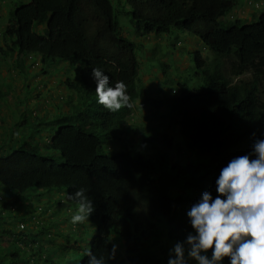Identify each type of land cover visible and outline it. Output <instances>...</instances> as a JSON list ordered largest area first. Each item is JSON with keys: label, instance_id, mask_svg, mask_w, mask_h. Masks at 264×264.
Returning a JSON list of instances; mask_svg holds the SVG:
<instances>
[{"label": "trees", "instance_id": "16d2710c", "mask_svg": "<svg viewBox=\"0 0 264 264\" xmlns=\"http://www.w3.org/2000/svg\"><path fill=\"white\" fill-rule=\"evenodd\" d=\"M235 1L124 0L135 28L156 35L172 30L190 33L213 54L191 55L195 79L178 84L181 93L168 112L157 111L161 97L135 82L141 64L137 45L124 36L113 0H29L15 5L3 35L7 40L0 46V64L11 53L13 67L4 71L27 85L29 72L21 68L23 61L36 57L29 69L38 60L35 76L40 73L43 78L59 70L56 63L63 64L72 72L65 81L75 100L70 102L73 111L58 115L54 127L45 124L47 113L40 119L31 116L30 138L44 129L54 133L44 147L25 142L17 133L14 144L0 148V187L7 189L5 195L0 193V218L4 220L3 209L28 215L25 206H10H18V199H27L33 190L65 189L66 201L78 206L69 194L83 187L94 204L90 222L95 233L84 245L68 235L58 244V260L27 259L31 250L26 246L34 234L27 240L25 230L16 234L5 226L0 264H85L86 250L107 260L113 244L123 248L117 247L115 259L107 264H167L169 249L192 230L186 215L190 206L204 191L215 198L220 169L233 157L250 152L256 138H264V13L254 22H222ZM148 56L160 61L167 55ZM94 67L109 75L111 86L124 81L128 106L110 112L96 103ZM244 74L249 76L231 80ZM160 82L162 91L167 89L163 86L171 88L172 78L165 74ZM13 92L6 91L7 99L14 95L21 100ZM138 100L163 120L168 113L163 131L155 127L150 133L128 121ZM26 123L20 120L14 128L20 131ZM166 128L179 133L177 139L173 133V143L166 142ZM123 136L126 144L110 145ZM43 150L59 155L47 156ZM183 150L189 152L186 161ZM4 238H11L9 245H3Z\"/></svg>", "mask_w": 264, "mask_h": 264}, {"label": "rangeland", "instance_id": "374dc122", "mask_svg": "<svg viewBox=\"0 0 264 264\" xmlns=\"http://www.w3.org/2000/svg\"><path fill=\"white\" fill-rule=\"evenodd\" d=\"M29 0H0V46L3 48L4 41L7 40L4 35V31L6 26L10 23V15L12 10L14 9L15 5L23 4L28 2ZM114 1V14L119 19L121 23L122 32L124 36L128 37L132 40L136 45V55L140 59V67L138 71V76L135 82L140 85L144 86L148 93L151 95L158 94V97H161L162 100L161 105L156 109L157 111L161 112H168L173 109V104L175 103L180 91H177L179 83L182 81L193 82V72L196 70L194 62L192 61V56L195 52H198L200 55H213L211 54L207 48L203 45V43L194 35L186 32H182L180 30H172L169 34H161L156 35L153 33H144L141 29L135 28L128 20V16L126 12L128 11V6H126L124 0H113ZM250 2V4H248ZM258 5L256 8L255 5ZM264 12V0H236L235 7L233 10L222 17L220 20L222 22H230V18H243L246 21L254 22L258 19V16ZM251 20V21H250ZM38 31H41L42 25H38ZM148 55H167L162 57L160 61L151 60ZM12 54L7 53V57L4 60V65L0 64V148L2 146L10 147L12 144L15 143V138L17 133H23L28 137L29 131V123H31L32 115H42L45 113L44 107L47 101H50L51 104L47 107V114H46V121L45 124L48 127H54V123L56 117L58 115H63L65 113H70L73 111L72 104L70 102H74L75 100V93L72 90L68 89L66 84V78L72 75V72H66L65 66L60 63H54L55 67L57 66L59 70L55 73L51 74L48 77H41L40 73H37L35 76V71L38 72V60L35 62V68L29 69V64L32 63L33 59H37L36 57H32L31 59L23 61L21 68L25 70L29 76L27 80V85H20L18 79H16L13 74H9L4 70L10 69L13 67L12 63ZM167 64L168 67L164 65ZM3 65V66H2ZM8 65V67H5ZM34 66V65H33ZM32 67V65H31ZM72 70V68H71ZM70 70V71H71ZM264 71V68H263ZM163 74H167L172 78L171 88L162 90L159 89L158 82L163 80L161 76ZM249 75L244 74L239 77H232V81H236L237 79H246ZM263 82H264V73L262 74ZM25 80V81H26ZM134 80V79H133ZM140 80V81H139ZM14 82V83H13ZM161 83V82H160ZM161 86V85H160ZM164 88H168L167 86H163ZM5 90V91H4ZM9 91L11 95L16 91L18 93V98L15 99L14 95L9 98L6 97V91ZM160 90V91H159ZM4 91V92H3ZM179 92V93H178ZM165 95H164V94ZM27 106H25L26 102ZM18 100V102H17ZM163 101L166 104H163ZM140 101H136L133 103V111L132 115L129 116L128 121L131 124H139L142 128L147 129L150 133L155 130V127H158L160 131H163L164 125L167 126V117L168 113H166V118L163 120L158 117L156 114L152 113L153 108H150L146 105H142L139 103ZM138 105L139 108L136 106ZM9 106V108H8ZM28 108L27 110L24 109ZM59 107L64 108V110H58ZM8 108V110H6ZM9 111V112H7ZM148 116V119L146 118ZM20 120H27V123L24 125H20L22 130L19 131V127L16 129L14 128L15 124L18 123ZM15 130L14 134L11 135L10 128ZM18 129V130H17ZM171 131V128H166L164 130V136L166 137V142L173 143V141L179 138V133ZM175 132V133H174ZM176 137L174 140L172 139V135ZM35 139L28 138L24 141L27 143H34L35 145H44L43 142L45 133H41L40 135L35 133ZM46 135H48L46 133ZM21 136V135H20ZM125 137H121L118 139V142L115 140L111 142V146L114 148H118L119 144H126ZM41 153L47 156H53L55 158L58 157V153L53 151L43 150ZM181 154V151H180ZM182 159L185 161L189 157V152L183 150V155H181ZM29 192V191H28ZM51 193L48 195L47 192H36L31 191L27 193L29 202L24 205V209L27 210L28 215L19 214V211L15 212H8L6 209L2 215L4 220L0 218V237H4L3 233H1V229L5 226H10L14 233H19L20 230L18 229V223L24 222L26 228L24 234L27 235V240H30L32 235H35V240L29 242L26 248L29 245H34L38 239H43V236L47 233L43 232L47 227L49 228V223H52L55 227L51 225L53 229L50 230L58 233L53 236L51 241H47V239H43L41 244H39L41 250H44V253L49 254V258L52 256L51 250L49 247L53 248L56 244L58 246L59 242H64V237L68 233L71 235L77 234L79 236V242L82 245L83 243L86 244L89 240L92 232L88 223L84 225V229L79 231V226L76 228L75 231L68 232V226H71L70 217L73 212L76 210L75 208H68L67 211L63 206H60V203L66 202V192L60 190H53L50 191ZM0 193L5 195L7 193V189L2 186L0 187ZM43 195L44 198H40ZM46 198V199H45ZM22 207V206H21ZM54 208V211H49L52 214L51 219L48 220L49 223L43 224L41 221V217H39V212L35 213V211H46L48 208ZM40 208V210L38 209ZM35 213V214H34ZM11 221H8L7 217H13ZM33 217L37 218L38 221H41V224L35 225V222L32 221ZM62 218V223L56 220ZM57 223V224H56ZM47 225V226H44ZM57 229H61V232H57ZM60 233V234H59ZM51 238V237H49ZM11 242V238H4L3 245H9ZM117 247H121L119 244ZM123 247H121L122 250ZM31 249L40 252L37 247L31 246ZM6 258L8 255H4ZM15 264H22L16 263ZM194 264V262H193Z\"/></svg>", "mask_w": 264, "mask_h": 264}, {"label": "clouds", "instance_id": "9594fccd", "mask_svg": "<svg viewBox=\"0 0 264 264\" xmlns=\"http://www.w3.org/2000/svg\"><path fill=\"white\" fill-rule=\"evenodd\" d=\"M255 7L257 8L258 5L256 4ZM235 19L243 18L231 17L230 22L226 23L229 24ZM164 75L161 73L162 77ZM193 77L195 78L194 75ZM91 78L96 85L95 93L98 105L103 106V108L110 112H116L129 105L130 97L124 81L118 80L114 86H111L109 84V75L105 74L99 67L91 69ZM158 84L160 85V82ZM176 88L178 87L176 86ZM46 107L45 105V113L38 115V119L45 116L47 113ZM41 131L45 133L43 140L45 144L38 146L44 147L50 143L54 133L52 130L44 129ZM20 135L22 137L25 136V139L30 138L29 134L28 137L23 133ZM34 137L33 139H35ZM31 145L35 144L31 142ZM215 185L217 193L215 198H213L209 191H204L200 198L187 210L188 224L192 230L186 234L183 240L175 242L169 249L167 264H193V262L194 264H224L225 257L228 258L227 264H264V138H256L250 152L230 159L220 169L219 175L215 180ZM53 190L36 192H47L49 195L50 191ZM55 190L65 191V195L67 196L65 189ZM22 195H25V193ZM40 198H44L43 195ZM69 199L75 200L78 206L69 204L67 201V205L60 203V206L64 205L66 211L68 208L76 209L70 217L71 226H68V232L75 231L78 225H80L78 229L81 231L84 229V225L88 223L92 232L91 238L95 233V228L90 222V214L94 211L92 199L86 195V190L83 187L78 188L73 194H69ZM28 202V198L25 200L18 199L17 204L19 205H12L10 207H21ZM1 203L2 196L0 195ZM38 209L40 210V208ZM49 211H54V208H48L46 211H35V213L39 212V217L42 218L43 224L49 223L48 220L51 219L54 213ZM7 218L8 221L12 219V217ZM32 221L35 222V225L41 224V221H38L35 217H33ZM56 221L64 225L62 218ZM48 225L49 228H42V230H45L43 232L47 233L44 236L43 233L42 237H44L43 239H47V241H51L53 236L56 238L58 233L53 232L55 229L51 225L55 226L52 223ZM25 228L24 222L18 223L19 230H25ZM61 231V229H57V232ZM68 235L71 234L68 233L66 236H63L64 239ZM72 236L79 238L77 234ZM43 239L40 238L34 245L27 247L26 250H31V254L27 259L30 257L47 258L49 256V254L44 253V250L39 249V244H41ZM77 241L80 240L78 239ZM88 241L86 244H88ZM31 246L37 247L40 252L32 250ZM50 249H52V256L50 258L58 260V246L55 244L53 248L49 247ZM116 249L117 245L113 244L111 251L108 252L107 260L103 255L97 256L90 249L86 250L85 256L87 260L85 264H107L109 259H115Z\"/></svg>", "mask_w": 264, "mask_h": 264}]
</instances>
